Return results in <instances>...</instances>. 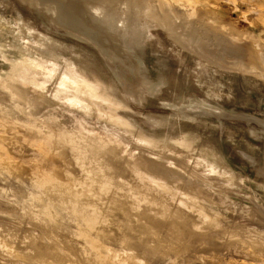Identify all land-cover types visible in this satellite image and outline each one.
<instances>
[{"label":"rangeland","instance_id":"374dc122","mask_svg":"<svg viewBox=\"0 0 264 264\" xmlns=\"http://www.w3.org/2000/svg\"><path fill=\"white\" fill-rule=\"evenodd\" d=\"M95 1L0 0V264H264V0Z\"/></svg>","mask_w":264,"mask_h":264},{"label":"bare ground","instance_id":"6f19581e","mask_svg":"<svg viewBox=\"0 0 264 264\" xmlns=\"http://www.w3.org/2000/svg\"><path fill=\"white\" fill-rule=\"evenodd\" d=\"M40 1V0H39ZM107 1H105V0H99V1H95V4L92 6V7H90L89 8V10H90V13H92V15H91V18H93L94 16L96 17V18H98L99 17V19L100 20H102L103 19V15H104V13H105V11H106V9H105V3H106ZM50 3V2H49ZM45 4V3H44ZM48 7H49V5H48ZM88 11V10H87ZM90 15V14H89ZM89 18V17H88ZM99 19H98V21H99ZM95 20V19H94ZM96 22V21H95ZM101 22V21H100Z\"/></svg>","mask_w":264,"mask_h":264}]
</instances>
